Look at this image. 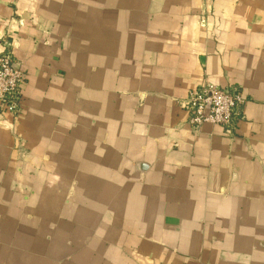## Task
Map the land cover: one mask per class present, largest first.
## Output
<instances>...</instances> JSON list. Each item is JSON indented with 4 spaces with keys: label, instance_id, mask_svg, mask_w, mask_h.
Returning a JSON list of instances; mask_svg holds the SVG:
<instances>
[{
    "label": "crops",
    "instance_id": "1",
    "mask_svg": "<svg viewBox=\"0 0 264 264\" xmlns=\"http://www.w3.org/2000/svg\"><path fill=\"white\" fill-rule=\"evenodd\" d=\"M5 53L0 264H264V0H0ZM203 83L236 136L191 127Z\"/></svg>",
    "mask_w": 264,
    "mask_h": 264
},
{
    "label": "built area",
    "instance_id": "2",
    "mask_svg": "<svg viewBox=\"0 0 264 264\" xmlns=\"http://www.w3.org/2000/svg\"><path fill=\"white\" fill-rule=\"evenodd\" d=\"M25 74L12 53L0 55V112L17 119L23 111L22 92ZM247 102L239 86L218 87L203 83L192 90L187 99L179 101L190 114L192 128L204 124L223 127L225 135H237L244 119L243 107Z\"/></svg>",
    "mask_w": 264,
    "mask_h": 264
}]
</instances>
